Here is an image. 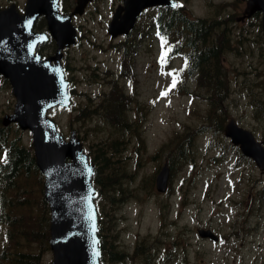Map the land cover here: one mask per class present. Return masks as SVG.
Listing matches in <instances>:
<instances>
[{
  "label": "rangeland",
  "instance_id": "rangeland-1",
  "mask_svg": "<svg viewBox=\"0 0 264 264\" xmlns=\"http://www.w3.org/2000/svg\"><path fill=\"white\" fill-rule=\"evenodd\" d=\"M12 1L24 4V0ZM121 1L93 0L86 13L75 18L82 35L66 53L73 105L50 113L67 138L73 130L78 132L91 155L105 144L112 168L121 174L124 198L111 205L102 199L100 206L106 218L104 264H264V173L254 163L245 164L236 147L217 132L224 122L221 118L206 120L205 88L195 79L187 86L185 76L179 81L169 72L171 56L164 63L158 61L159 46L153 38L141 37V23L129 41L134 55L127 58V75L132 76L124 78L120 47L125 40L112 39L107 32ZM183 1L192 5L195 16L208 14L205 0ZM9 2L0 0V8ZM63 3L68 7L73 0ZM254 30L251 38L257 39L245 37L225 49L228 89L223 112L226 121H239L264 142V117L255 112V107L264 108L260 104V100L264 103V48L258 29ZM124 67L123 63V71ZM173 79L176 86L162 96ZM114 88L116 94L126 95V132L100 114L102 100ZM14 103L12 91L0 88V118L12 111ZM18 131L23 143L31 146V133ZM113 137L121 141L115 144ZM187 145L191 152L173 165L168 191L158 193L155 177L167 160L166 150L182 156L179 152ZM29 183L38 189V176H31ZM201 228L213 230L222 240L200 238ZM6 232L1 226L0 252L14 247L6 245ZM111 243L123 252L120 259L111 256ZM139 244L144 255L137 252ZM52 258V252L44 250L43 261Z\"/></svg>",
  "mask_w": 264,
  "mask_h": 264
},
{
  "label": "water",
  "instance_id": "water-1",
  "mask_svg": "<svg viewBox=\"0 0 264 264\" xmlns=\"http://www.w3.org/2000/svg\"><path fill=\"white\" fill-rule=\"evenodd\" d=\"M90 1L77 0L72 14H61L58 0H27L24 13L15 4L0 10V74L9 79L16 97L14 112L4 117L3 123L8 126L17 122L32 133L36 163L45 176L44 196L51 209V264H101L94 202L97 190L92 181L94 162L89 160L76 132L66 140L48 116L53 107H70L72 94L61 62L63 49L76 43L77 28L72 24V15L83 14ZM170 2L124 0L108 32L112 37L128 34L144 9L175 5ZM248 5L251 13L264 12L263 0H250ZM40 16L47 19L48 30L57 42L56 53L46 59L35 52L37 45L48 38L46 33L32 30ZM225 135L264 170V148L251 132L232 120L226 125ZM169 178L170 167L166 162L156 179L159 192L167 191ZM200 234L216 239L210 230H201Z\"/></svg>",
  "mask_w": 264,
  "mask_h": 264
},
{
  "label": "trees",
  "instance_id": "trees-1",
  "mask_svg": "<svg viewBox=\"0 0 264 264\" xmlns=\"http://www.w3.org/2000/svg\"><path fill=\"white\" fill-rule=\"evenodd\" d=\"M190 45L195 47L196 43L191 42ZM207 61L200 57V63L206 64ZM215 77L203 75L201 80H206L211 85L214 82L212 79ZM109 99L100 105V114L105 116V119L114 118L113 123H117L114 126L124 128L123 132L128 131L129 123L121 118V113L126 109L127 104L123 105L121 101L113 102ZM262 112L264 114V110ZM18 130L17 127L15 129L3 127L0 119V151L4 153L3 162L0 164V224L12 228L15 234L11 236V239L16 247L27 242L29 245L37 244L43 251L49 248L50 209L43 197V177L36 166L32 148L23 143ZM113 139L115 144L121 141L119 137H113ZM103 145L105 147L100 146L91 155L97 170L94 180L97 185H100L99 204L102 205L103 199L104 203L111 205L112 202H120L124 198L125 189L122 187L121 174L112 168L111 156L106 150L107 146ZM186 152H191L188 145L179 152L183 153L182 156L176 152H169L167 149L165 153L170 167L174 168L173 165L187 158ZM33 175L39 178L38 189L29 183ZM104 185L108 193L103 188ZM108 195H111L110 198ZM112 219L111 217L110 220ZM102 222L105 224V219ZM103 223H101L100 235L103 238L102 246L106 248L104 239L106 230ZM110 247H112L114 255L118 256L121 253L112 243ZM141 248L142 246L139 244L137 252H142L144 255L145 251ZM0 264L47 263L42 262L40 255L36 253L3 249L0 253Z\"/></svg>",
  "mask_w": 264,
  "mask_h": 264
},
{
  "label": "flooded vegetation",
  "instance_id": "flooded-vegetation-1",
  "mask_svg": "<svg viewBox=\"0 0 264 264\" xmlns=\"http://www.w3.org/2000/svg\"><path fill=\"white\" fill-rule=\"evenodd\" d=\"M63 0H60V6H63L62 4ZM210 1H205L206 5L210 6ZM212 5L214 7H217L219 5H222L223 2H218L215 0H212ZM232 3L229 7L236 5V13H233L231 15H227L230 24L224 19H222L223 22H221L220 19L218 21H211L207 20L206 22L195 24L193 22L187 21V22H180L178 23L176 21L178 14L176 12L171 11V9H168L167 7H157V8H150L147 9L143 15L142 19L144 17H148L151 14H153V20H151L152 28L157 33H161L162 21H165V23L170 22L171 23V29L169 32L164 30V33L166 35H170L171 39L176 41L178 38L182 37L183 39L188 38L185 41V44L187 46L188 56H197V57H203L206 60L212 61L213 65L215 67L216 73L218 75V78L221 73L220 68V62L218 59V53L220 50H222L223 41L225 39L226 32L230 34L231 37L234 39H248L252 40L251 36L254 30L248 29L247 23L249 25L256 24L257 21L253 20V18H246L243 19L245 16H241L245 13L246 10V2L239 1V0H231ZM12 3V1L10 2ZM181 7H185L186 9H182V14L179 15V17H182V15L186 16L188 19H191L189 16L190 8L185 5H181ZM70 7H67L66 11H69ZM213 13V12H212ZM242 13V14H237ZM211 15V14H210ZM210 15L205 16L204 19L210 18ZM239 20H242L241 22H237ZM142 21V20H141ZM226 28V29H225ZM36 32H45L49 35V32L47 31V22L46 21H38L33 29ZM81 28L79 27L78 32L80 34ZM154 32L151 31V35H153ZM201 37V38H200ZM54 40L49 35V40L41 43L37 47V51L43 55V57L50 56L54 51ZM196 43L195 47L190 45V43ZM211 58V59H210ZM182 69L186 71L188 68L186 64L182 63ZM5 87L6 89H11V85L8 80L4 79L2 76H0V88ZM222 88L219 84H213L209 86V91H219Z\"/></svg>",
  "mask_w": 264,
  "mask_h": 264
},
{
  "label": "snow or ice",
  "instance_id": "snow-or-ice-1",
  "mask_svg": "<svg viewBox=\"0 0 264 264\" xmlns=\"http://www.w3.org/2000/svg\"><path fill=\"white\" fill-rule=\"evenodd\" d=\"M175 6H180V5H175ZM166 56H167V52H163V53H162V56H161V62H162V63L165 62V58H166ZM176 83H177L176 79H173L170 88H169L168 90H166L165 92H162L161 95H162V96H167V95H168V92L171 91V89L174 88V87L176 86Z\"/></svg>",
  "mask_w": 264,
  "mask_h": 264
}]
</instances>
